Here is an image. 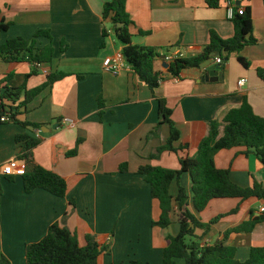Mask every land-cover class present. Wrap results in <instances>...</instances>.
I'll list each match as a JSON object with an SVG mask.
<instances>
[{
    "label": "crops",
    "instance_id": "crops-1",
    "mask_svg": "<svg viewBox=\"0 0 264 264\" xmlns=\"http://www.w3.org/2000/svg\"><path fill=\"white\" fill-rule=\"evenodd\" d=\"M110 1L0 0V25H9L1 35V45L17 38L32 40L39 31H46L51 38L37 39V48L52 45L55 49L52 63L41 66L29 79L35 69L32 64L0 60V96L2 83L10 74L14 77L6 83L8 87L19 89L26 83L29 90L43 85L51 73L68 75L36 97L18 117L20 122L43 126L41 133L19 123L0 122V171L19 159L16 137L29 134L41 141L33 150L34 163L68 184L65 198L43 190L27 194L22 177H10L11 181L0 175V252L11 264H27L26 247L43 240L55 223L76 231L81 246H85L86 235L97 236L101 245L111 244L112 253L102 255L99 264H163L167 236H176L179 226L174 217L168 230L153 227L160 208L152 199L150 185L139 175L140 167L179 170V157L195 156L208 134L209 122L221 123L245 100L257 116L264 118V81L258 76V70H264L263 0L241 4L252 9L258 42L230 56L224 64L223 81H203L208 69L216 65V58L184 71L179 81L172 80L167 65L178 57L202 54L212 31L224 40L234 36V24L228 17L231 0H224L217 9L209 8L206 0H126L127 13L134 22L133 44L156 48L161 54L155 70L165 81L155 94L126 61L119 74L105 68V61L116 60L123 50L110 22L103 19L104 4ZM104 29L107 37L103 36ZM64 44L66 51L62 52ZM239 57L250 66L240 64ZM242 80H246L244 86H240ZM100 98L106 105L102 116ZM158 99L165 100L173 111L181 141L189 148L179 156L165 153L152 161L150 155L166 143L170 134L169 126L164 125L159 137H149L160 122ZM79 139L83 143L78 155L68 158L66 153L77 147ZM215 163L218 169L229 170L233 182L243 188L255 183L264 187L263 165L254 155L245 156L244 148L219 152ZM124 164L128 172L120 173ZM180 183L192 196L191 177L184 175ZM171 194L178 195L176 182ZM263 205L264 201L258 200L211 202L198 216L203 223L239 206L241 211L214 225L203 243L214 245L222 240L225 232L248 222L251 211L260 216ZM197 234L201 236L202 232ZM227 245L237 249L236 259L246 262L252 248L264 247V222L249 234H231Z\"/></svg>",
    "mask_w": 264,
    "mask_h": 264
},
{
    "label": "trees",
    "instance_id": "trees-1",
    "mask_svg": "<svg viewBox=\"0 0 264 264\" xmlns=\"http://www.w3.org/2000/svg\"><path fill=\"white\" fill-rule=\"evenodd\" d=\"M224 0H206L211 9H217ZM236 3V0H231ZM253 0H242L251 2ZM264 1V0H263ZM103 19L109 21L112 32L117 41L123 46L122 55L137 75L141 82L155 94V91L165 81L162 73L156 72L155 62L161 57L158 49L141 47L133 44L134 35L132 27L134 22L126 10V0H112L104 4ZM234 36L224 40L216 32L212 31L209 44L199 56L192 58H175L170 64L168 73L181 80L184 71L199 68L203 64L219 57L223 65L233 54H241L246 48L257 44L254 37L252 9L250 6L234 5ZM9 25H0L1 35L8 31ZM140 35L146 33L139 31ZM103 36H108V31L103 30ZM51 38L50 33L39 31L32 40L17 38L0 44V60L4 63H29L35 69L27 76L37 75L39 66L52 63L55 49L52 45L37 48V39ZM66 51V45L62 46V52ZM239 62L244 67L249 63L239 57ZM68 75L62 72L47 75V81L40 87L29 90L27 85L19 89H12L6 83L10 82L14 75H8L2 83L0 96V118L10 115L13 123H19L27 129L41 131L43 126L29 122H20L18 117L22 111H26L28 105L47 88L54 86ZM258 76L264 81V70H258ZM160 122L150 134V138L160 136L161 128L169 126L170 134L166 143L156 149L150 155V160H158L163 154L170 153L180 155L188 150L189 144L181 141V133L172 120L173 111L163 99H158ZM99 113L102 116L106 110L105 102L99 99ZM207 136L200 142L195 156L191 158L179 157L180 169L170 170L153 165L141 166L139 175L151 187V196L160 208V217L153 221V227L168 230L174 223L179 226L176 236L168 235V247L163 252V264H264V247L251 249L250 258L246 262L236 259L237 249L228 246L231 234L251 233L257 225L264 222V214L255 215L251 211L250 220L241 226L228 230L223 239L214 245L203 243L212 227L223 218L236 215L241 211V206L228 214H223L210 223H203L198 216L202 214L215 200L238 199L242 202L250 200L264 201V187L255 183L253 187L243 188L233 182L229 170L218 169L215 163L216 155L223 150L244 148V155H254L264 167V118L257 116L244 101L240 109L230 111L225 119L219 123L209 122ZM16 142L20 146V160L26 161V174L22 177L24 189L27 194L36 190H43L58 198H65L68 193V184L65 179L56 173L46 170L34 163L33 150L40 144V140L29 134L18 135ZM82 139L77 142V147L66 153L68 158L78 155ZM128 166L120 167V173H127ZM184 175H189L192 180V196L181 185ZM10 179V178H9ZM11 180V179H10ZM12 181V180H11ZM176 182L178 195L173 197L171 186ZM2 192L0 189V199ZM73 208L75 201L71 202ZM198 232H202L198 236ZM114 235V234H113ZM85 246L80 245L78 233L65 225L55 223L49 227L47 235L38 243L26 247L27 264H99L102 255L112 253L111 244L101 245L95 235H86ZM0 264H11L10 260L0 252ZM138 264V263H135Z\"/></svg>",
    "mask_w": 264,
    "mask_h": 264
},
{
    "label": "built area",
    "instance_id": "built-area-1",
    "mask_svg": "<svg viewBox=\"0 0 264 264\" xmlns=\"http://www.w3.org/2000/svg\"><path fill=\"white\" fill-rule=\"evenodd\" d=\"M234 5L235 3H230V7L228 9V17L229 19H232L234 17ZM217 65H223V60L221 58H216L215 60ZM126 62L122 54H119L117 56L116 60H112L111 58L107 59L105 61V68L106 70L119 74L125 67H126ZM41 66H39L40 68ZM174 81H179V78H172ZM246 83V80H242L240 82V86H244ZM1 123H12L10 115H5L0 118ZM38 133H41L39 131ZM27 170V164L26 161L20 160V159H14L7 163L6 165L2 166L1 168V176L3 177H23L26 174ZM259 214L262 215L264 214V205L259 208Z\"/></svg>",
    "mask_w": 264,
    "mask_h": 264
},
{
    "label": "water",
    "instance_id": "water-1",
    "mask_svg": "<svg viewBox=\"0 0 264 264\" xmlns=\"http://www.w3.org/2000/svg\"><path fill=\"white\" fill-rule=\"evenodd\" d=\"M242 0H236V5L241 6ZM166 59V58H165ZM169 68V65H167V69ZM223 70L224 65H213L208 69V74L205 75L203 81H208L210 78H215L216 81H223ZM57 128V125L54 126V129Z\"/></svg>",
    "mask_w": 264,
    "mask_h": 264
}]
</instances>
